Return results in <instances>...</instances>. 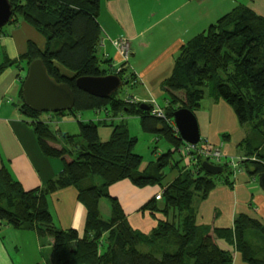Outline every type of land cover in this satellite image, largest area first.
Wrapping results in <instances>:
<instances>
[{"label": "trees", "instance_id": "16d2710c", "mask_svg": "<svg viewBox=\"0 0 264 264\" xmlns=\"http://www.w3.org/2000/svg\"><path fill=\"white\" fill-rule=\"evenodd\" d=\"M8 2L12 9L8 23L23 20L46 41L42 50L29 42L19 61L28 66L41 59L49 77L66 83L74 93L72 109L51 113L53 116L77 117L81 111L101 109L115 115H137L142 130L156 134L171 149L140 171L142 157L134 152L137 138L129 134L122 118L114 122L107 116L99 123L78 120L79 133L72 135L52 129L49 118L42 119V113L21 102L18 109L32 126L39 150L47 157L59 158L63 165L53 178L31 190H24L9 170L0 166V221L48 238L51 264H232L231 251L220 248L217 240L232 245L247 264H264V223L257 218L238 213L230 227L196 224L194 198L206 199L219 182L232 187L233 171L220 164L229 175L215 179L202 169V162L197 170L184 169L178 155L183 141L169 122L174 110L186 107L194 112L205 96L225 102L239 125H248L250 130L239 143L244 151L241 167L255 178L264 173L260 152L264 144V17L245 5L237 6L179 48L172 72L161 85L169 94L168 104L162 108L164 119L151 113V103H147L148 110L140 109L142 102L126 101L117 91L99 98L77 89L78 77L112 74L109 60L98 56L102 35L97 21L99 0ZM16 62L7 60L0 65V72ZM60 67L71 75L63 74ZM117 75L122 83L133 77L127 68ZM98 124L111 127L108 140L99 139ZM166 168L176 169L178 176L163 188L159 202L153 198L139 209L161 218L148 233L133 229L118 200L108 194V187L124 179L137 187L160 185ZM68 186L76 189L78 201L86 208L81 236L73 228L55 227L48 210V197ZM101 198L110 206V217L105 219L99 210Z\"/></svg>", "mask_w": 264, "mask_h": 264}, {"label": "crops", "instance_id": "0c3cea01", "mask_svg": "<svg viewBox=\"0 0 264 264\" xmlns=\"http://www.w3.org/2000/svg\"><path fill=\"white\" fill-rule=\"evenodd\" d=\"M99 4L97 21L102 34L99 56L103 60H109L110 68L113 67L121 61V56L111 40H127L130 52L123 68L132 73L131 80L135 84L143 85L136 92L141 97L136 99L144 103L153 100L160 108L168 104L169 95L161 88L162 82L170 76L175 57L185 42L237 6L245 5L264 17V0H99ZM8 24L0 32V65L7 60L17 62L0 72V166L6 167L24 190H31L53 178L63 165L56 160L59 158L47 157L41 153L32 127L26 125L22 119L25 115L18 109L22 102L20 89L27 70L26 62L19 61L18 58L27 51L29 42L42 50L46 41L42 33L23 20ZM60 70L65 75H71V72L62 67ZM155 95H163L162 104L157 102ZM193 113L197 119L200 141L219 146L226 156L244 157L239 143L249 131L239 125L230 106L212 99L210 108L194 110ZM107 116L122 118L128 132L126 116L137 117L141 122L140 116L124 113H105V118L89 120L99 123ZM41 118H49L51 122L59 119L50 116L43 118L42 115ZM99 126H103L102 131ZM110 133L111 127L98 124L101 141L108 140ZM223 134H228V137H223ZM146 166L143 165L139 170L143 171ZM239 167L240 171L234 174L232 187L219 182L206 199H197L194 203L198 214L197 225L230 227L238 213H245L264 223V192L259 185L254 184L256 178L246 173L241 163ZM177 176V170L169 168L160 185L144 187H137L130 180L124 179L116 182L109 193L120 203L129 225L142 233H148L161 216L139 209L162 192ZM159 201L160 199L157 200ZM100 204L99 200V210ZM48 210L55 227L73 228L80 236L83 234L86 208L78 201L77 191L73 186L53 192L48 197ZM22 231L29 233L23 235ZM4 233L9 236V240H6ZM28 240L34 251L28 253L30 258L24 263H40L43 257H40L41 238L32 230L13 229L0 221V264H18L14 253L17 254ZM48 244L50 247V242ZM217 244L220 248L231 251L232 264H247L232 245L224 240H217ZM48 258L50 260V254Z\"/></svg>", "mask_w": 264, "mask_h": 264}, {"label": "water", "instance_id": "95a60500", "mask_svg": "<svg viewBox=\"0 0 264 264\" xmlns=\"http://www.w3.org/2000/svg\"><path fill=\"white\" fill-rule=\"evenodd\" d=\"M12 16L8 0H0V28L8 23ZM77 89L99 98H107L122 85L116 74L101 76H81L76 78ZM22 102L31 110L40 113H57L72 109L75 96L66 83H57L49 77L41 59L32 60L26 70L21 85ZM140 109L148 110L147 103H140ZM174 125L182 141L195 144L200 140L196 116L186 107L173 111ZM202 169L209 175H218L223 171L221 165L202 161ZM259 187L264 192V173L257 175Z\"/></svg>", "mask_w": 264, "mask_h": 264}, {"label": "rangeland", "instance_id": "374dc122", "mask_svg": "<svg viewBox=\"0 0 264 264\" xmlns=\"http://www.w3.org/2000/svg\"><path fill=\"white\" fill-rule=\"evenodd\" d=\"M7 25H9V24L8 23L5 24L2 27V29H5V27H8ZM98 56H99V52H98ZM100 67L106 68V64H101ZM142 86H143L142 84H140V83L135 84L132 81L124 82V83H122V85L117 90V96L120 98H125V97H135V98L137 97L138 98V97H141L140 95H136V92L141 90ZM155 96L157 97V102L162 104L164 101V99L162 98L163 95H161V96L155 95ZM178 96H182V94L180 93ZM211 103H212V98L205 96L201 100L200 107L198 109H201V110L206 109L207 110V108H210ZM105 113H106V110H104V109H101L100 111L84 110V111H81L80 113H78L77 117H72L70 115H66L63 117L60 116L56 122H54V121L51 122V128L52 129H59L62 133H68V134H72V135L78 134L79 133L78 120L85 121V120H89V119H94L95 121H97V119H99V118H105ZM108 113L113 114V111L111 110ZM50 115H52V114L51 113L49 114L46 112L42 113L43 118L50 116ZM52 117H55V116L52 115ZM22 119L24 122L27 120L26 116H23ZM125 119L128 121L129 134L131 136H135L137 138V142H136V145L134 147V152L141 155V157H142V163H141L139 169L143 165L146 166L150 162H155L160 154L166 153L167 150H169L171 148L170 144L165 142L163 139L158 138L156 134L144 132L142 130V126H141V122H140L139 118H137V117L129 118V116L128 117L126 116ZM119 120H120L119 118L113 119L114 122H119ZM26 125L32 127L31 125H29L27 123H26ZM99 127H100V130L102 131L101 127H103V126H99ZM244 129H245V131H250L248 125L244 126ZM260 152H261V154L264 155V144L262 145V149H260ZM156 153H158V155H156ZM227 157H233L235 159V161H238V159H237L238 156H236V155H228ZM52 160L55 161V159H52ZM56 160H58L59 162H62L60 159H56ZM168 170H169V168L165 169L166 174L168 173ZM227 175H229L228 170H223L220 174L214 175V176H215V179H219V178H225ZM234 176L235 175L233 173L232 179H234ZM164 178H166V177H164ZM164 178H163V180H165ZM97 181L100 182V179L97 178ZM114 184H112L108 187V194L111 197H114V196L109 193L110 192L109 189H111V187ZM254 184L258 186L257 178H256V182H254ZM196 201H197V198H194V203H196ZM100 203H101L100 204V213H101L102 217L104 219L108 218L109 213H110V206H109L108 200L106 198H101ZM21 233H24L23 235H28L29 232L22 231ZM4 237L6 238V240H9V236L6 235L5 233H4ZM48 242H49L48 238H41V248L42 249H41L40 257L41 256H43V257H42L41 261H39L40 262L39 264H51V262L48 258L50 251H51V245L49 247ZM145 248H146L145 246H139V249L145 250ZM32 251H34V247L31 248V243L28 240L24 244L23 248L20 249V251L17 254L14 253V255H16L17 263L18 264H25L24 262L28 258H30L29 256H27L28 253L31 254ZM39 259L40 258L38 257V260Z\"/></svg>", "mask_w": 264, "mask_h": 264}, {"label": "built area", "instance_id": "2783aa9c", "mask_svg": "<svg viewBox=\"0 0 264 264\" xmlns=\"http://www.w3.org/2000/svg\"><path fill=\"white\" fill-rule=\"evenodd\" d=\"M111 42L114 44L115 48L117 49L118 53L121 56V61L118 62L117 64H114L113 67H111L112 74L117 75L118 72L124 69L123 66L127 63L130 52L129 44L128 41L125 39H113L111 40ZM124 99L129 102L139 101L134 97H125ZM150 103L153 105L151 109V113L157 117H161L165 119L163 109L160 108L153 100ZM169 122L173 130L179 135L174 125L173 119L170 120ZM178 155L180 159V165L184 169H191L194 171L198 169L200 162L208 161L212 164H217V165L226 164L230 169H232L234 174L240 171L239 163L241 158H237L238 161H235L233 157H227L226 155H224L219 146H211L200 140L195 144L183 141L182 145L179 148ZM161 195L162 192L157 193L155 195V199L156 200L161 199Z\"/></svg>", "mask_w": 264, "mask_h": 264}]
</instances>
